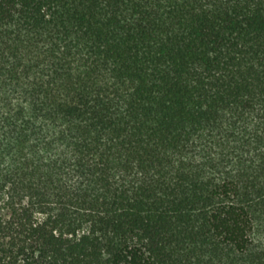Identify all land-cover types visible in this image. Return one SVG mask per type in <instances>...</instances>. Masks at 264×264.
<instances>
[{
  "label": "trees",
  "instance_id": "trees-1",
  "mask_svg": "<svg viewBox=\"0 0 264 264\" xmlns=\"http://www.w3.org/2000/svg\"><path fill=\"white\" fill-rule=\"evenodd\" d=\"M0 264H264V0H0Z\"/></svg>",
  "mask_w": 264,
  "mask_h": 264
}]
</instances>
